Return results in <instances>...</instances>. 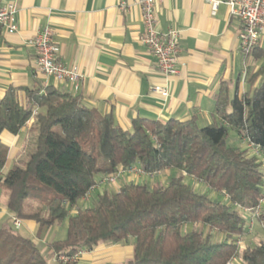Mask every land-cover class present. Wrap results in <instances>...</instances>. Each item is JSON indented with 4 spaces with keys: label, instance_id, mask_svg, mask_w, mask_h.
<instances>
[{
    "label": "trees",
    "instance_id": "16d2710c",
    "mask_svg": "<svg viewBox=\"0 0 264 264\" xmlns=\"http://www.w3.org/2000/svg\"><path fill=\"white\" fill-rule=\"evenodd\" d=\"M254 52L264 56V48L254 47ZM249 83L240 93L238 82L233 95L230 84L222 83L216 96L219 119L213 123L136 118L131 129L54 85L25 87V97L21 88L10 87L0 97V183L8 190V207L16 217L35 221L40 233L66 222V238L49 243L58 255L133 238L134 255L126 264H227L235 256L240 264H264V239L242 249L237 243L247 231V218L237 205L255 207L264 192L257 158L229 141V131L235 130L240 139L249 137L264 148V66ZM33 117L38 127L34 151L25 164H13L2 174L9 155L2 133L18 134ZM134 165L146 173L173 168L176 174L166 184L124 182L81 206L99 179ZM189 177L228 198L198 190ZM28 203H36V211L27 212ZM259 220L264 221V211ZM188 224L193 227L186 230ZM196 224L224 236L214 240ZM0 264L48 262L34 239L5 225Z\"/></svg>",
    "mask_w": 264,
    "mask_h": 264
},
{
    "label": "crops",
    "instance_id": "0c3cea01",
    "mask_svg": "<svg viewBox=\"0 0 264 264\" xmlns=\"http://www.w3.org/2000/svg\"><path fill=\"white\" fill-rule=\"evenodd\" d=\"M13 1L18 6V30L11 33L0 29V97L10 87L21 88V97H25V87L43 90L54 85L78 96L97 113L112 114L124 129H131L136 118L164 122L172 118L195 119L204 126L219 119L216 96L222 83L230 84L233 95L239 82V92L243 93L250 88V77L264 66V56L241 52L242 24L225 4H220L216 14H212L209 0H161L158 29L177 30L180 47V72L166 79L157 68L155 56L140 39L144 31L140 0H0V5ZM45 26L53 29V38L60 47L59 59L78 65L84 72L78 91L72 84L39 71L30 40ZM258 47L264 48V39ZM262 78H258V84ZM164 85L169 87L167 96L153 92L154 86ZM34 127L35 117L18 134L2 133V140L9 146L3 173L13 164L27 162L22 161L30 153L26 139ZM232 131L235 138L231 142L240 146L239 134ZM23 133L25 143L20 146ZM174 171L169 168L156 176L125 171L117 185L130 181L150 183V180L153 185L164 184L163 175L171 177ZM4 191L2 195L8 204V190ZM97 192L82 199L81 206L92 205ZM209 194L221 198L215 191ZM36 228L38 224L31 220L29 231L34 233ZM56 234L48 243L66 238L63 235L55 239ZM55 253L53 250L50 253L52 261L60 264ZM133 255L134 239L129 238L95 245L73 264H126Z\"/></svg>",
    "mask_w": 264,
    "mask_h": 264
},
{
    "label": "built area",
    "instance_id": "2783aa9c",
    "mask_svg": "<svg viewBox=\"0 0 264 264\" xmlns=\"http://www.w3.org/2000/svg\"><path fill=\"white\" fill-rule=\"evenodd\" d=\"M160 2L161 0L139 1L144 24V31L141 33L140 39L155 56L160 73L166 79H170L180 72L178 67L180 52L178 43L179 32L175 29L161 32L158 29V8ZM209 2L212 14H216L220 4H225L229 13L240 20L242 25L239 33V48L244 55L250 54L254 47L262 43L264 39V0H209ZM17 13L18 6L15 1L0 5V29L11 33L16 32L18 30ZM30 43L35 48L37 67L41 73L61 82L72 84L76 91L80 89L85 74L78 65L65 63L59 59L60 47L53 38V29L50 26H45L38 30L30 40ZM152 90L165 96L169 94L168 85L154 86ZM249 141L251 142L250 145L256 146V153H263L262 155L264 156V148L253 143L250 139ZM125 171L148 174L149 176L156 175L144 172L139 165H134L128 169L121 167L117 173L106 175L99 179L82 199L90 198L95 191L103 193L107 189L110 190L111 187L108 188V186H115L119 177ZM263 203L264 198L254 208L242 206L240 208L244 211L243 214L246 218L253 217L260 214ZM71 212L74 213L76 211L72 210ZM14 224L20 227L23 224V220L15 216ZM237 243L240 249L244 248L241 237L238 238ZM85 250L87 249H82L72 256H68L65 253H61L59 256H61L64 263L75 262ZM237 260L238 257L235 256L227 264H235Z\"/></svg>",
    "mask_w": 264,
    "mask_h": 264
},
{
    "label": "rangeland",
    "instance_id": "374dc122",
    "mask_svg": "<svg viewBox=\"0 0 264 264\" xmlns=\"http://www.w3.org/2000/svg\"><path fill=\"white\" fill-rule=\"evenodd\" d=\"M24 133L22 136V139L20 141V146H22V144L25 143V141L23 142V138H24ZM37 136H38V127L35 125V127L32 129V131L30 132L29 138L26 139V147L27 149H29V155L28 158L30 156V154L34 151L35 149V145H36V140H37ZM234 131L230 130L229 131V141L234 140ZM249 137H241L240 139V146H238L247 157H254L257 158V161L259 162V166L260 169L263 171L264 173V156L262 155L263 153H256V146L254 145H250L251 142L249 141ZM254 143V142H253ZM28 158H24L22 161L25 162V160H28ZM166 169H163L161 171H155L152 172V174H160L162 171H164ZM117 173V172H116ZM147 173H151V172H147ZM158 173V174H157ZM2 174H5L2 172ZM175 171L173 173V175H175ZM156 175H151V176H156ZM172 175V176H173ZM164 184L167 183L168 179L170 178L169 175L164 174ZM122 179V177H119V181ZM156 181V180H155ZM188 181L190 183H193L195 185V187L198 190H201L203 192L206 193H211L213 190L205 183L201 182V181H196L193 177H189ZM154 181L150 180V184H152ZM158 182V181H157ZM121 186V185H120ZM119 185H115V186H108L111 187L112 190H118ZM113 187V188H112ZM4 190H7L6 186L1 182L0 183V228H2L5 225L11 226L13 228V230H15L16 232L28 236V237H32L34 240H36L38 242L39 245V249L40 251L44 254L45 258L47 259L48 264H57L55 262L52 261V258L50 256V253L52 252V248L50 247L48 241L51 240L52 236L54 233H57L55 236V239H59L61 238L63 235L64 237H66L67 235V227L65 225V223H62L60 225H53L51 226L49 229L45 230L42 233H39V227L35 229L34 233H31L28 229V225L30 224L31 220L28 219H23V224L20 227H17L14 224V217L16 216L14 214V212L8 207V204L5 202V198L3 197L2 193L5 192ZM216 192V191H215ZM2 195V196H1ZM220 195V194H219ZM224 197V199L228 198V194L227 193H222L221 194V199ZM264 198V192H263V196L260 198V200ZM259 200V203H260ZM258 203V204H259ZM238 208L240 209V211L242 213H244V211L240 208V205H237ZM36 203L34 204H27L25 207V210L27 212H33L36 211ZM85 207V206H84ZM256 207V206H255ZM249 208V207H248ZM252 208V207H251ZM254 208V207H253ZM3 209V210H2ZM74 211H76V209H73ZM264 211V203H263V207L261 209V212L259 215H255L253 217H247L248 221L246 223V229L247 231L244 232V234L241 236V240L244 244V248L246 246H254L255 244H257L261 239H264V227H263V223L264 221H260L259 217L261 216L262 212ZM21 219V218H20ZM59 226V227H58ZM58 227V228H57ZM193 227L192 224H188L185 229L189 230ZM195 228H198L200 230H204L205 232H208L211 236L212 239L216 240V239H221L222 235L221 232H219L218 230H210L207 227H203L202 225H195ZM86 249V248H85ZM242 249V248H241ZM61 254V253H60ZM56 256V260L60 263L63 264L64 261L61 259V256H59L58 254L55 253ZM239 260V259H238ZM237 260V264H240V260ZM74 262H69L67 264H72Z\"/></svg>",
    "mask_w": 264,
    "mask_h": 264
}]
</instances>
